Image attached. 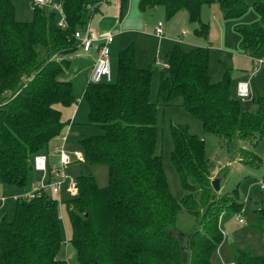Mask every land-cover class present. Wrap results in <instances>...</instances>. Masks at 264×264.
<instances>
[{
  "label": "trees",
  "instance_id": "16d2710c",
  "mask_svg": "<svg viewBox=\"0 0 264 264\" xmlns=\"http://www.w3.org/2000/svg\"><path fill=\"white\" fill-rule=\"evenodd\" d=\"M105 1L62 0L65 26L60 27L55 13L43 7H33L30 20H18L13 1L0 0V179L5 185L23 188L34 156L71 123L63 109L76 105L66 73L69 55L78 49L73 34ZM215 2L225 19L240 17L249 7L248 0H140V8L162 6L168 18L185 10L197 24L195 32L206 38L209 25L200 19L201 7ZM252 4L259 21L235 27L245 52L264 45V0ZM208 51L176 45L166 53L157 89L161 106L180 99L224 146L231 147L235 137L257 142L264 135V97L253 98L254 112L242 111L230 92L231 68L225 66L213 82ZM151 80V68L138 67L129 45L117 54V80L88 82L85 88L89 123L100 133L77 140L81 161L106 165L108 183L101 187L92 174L77 175L74 196L64 201L77 264H212L224 239L223 219L244 210L236 188L230 194L213 192L204 140L172 123L171 160L184 194L177 200L170 193L155 150L159 104L150 99ZM240 154L260 160L244 148ZM196 192L202 195L199 203ZM10 200L12 219L0 215V264H67L58 257L63 243L58 198L41 191L31 199ZM181 209L201 221L187 236L176 227ZM252 212V227L264 239V205ZM231 262L264 264V257L236 246Z\"/></svg>",
  "mask_w": 264,
  "mask_h": 264
},
{
  "label": "rangeland",
  "instance_id": "374dc122",
  "mask_svg": "<svg viewBox=\"0 0 264 264\" xmlns=\"http://www.w3.org/2000/svg\"><path fill=\"white\" fill-rule=\"evenodd\" d=\"M15 4L16 18L18 20H30L32 16L31 0H12ZM62 0H50V3L61 5ZM116 0H109L115 5ZM253 1L248 0L249 7L242 16L225 19L221 14L219 5L215 2L205 4L201 7L200 19L202 23L208 24V35L206 38L199 36L195 29L197 24L189 20L185 10L179 11L173 18H168L162 6L153 8H140V0H126L122 9V22L114 15L110 16L104 10L106 2L102 3L101 10L94 19L97 21L95 30H120L110 46L112 81L117 80V54L119 50L129 45L135 49L136 63L141 68H151L152 80L150 99L158 103L157 109V144L156 153L162 157L164 172L170 193L178 200L183 194L180 177L172 163L171 151L173 149L170 134V124L186 125L190 132L204 140L205 154L210 162V178H221L220 190L217 194L232 193L236 188L237 197L244 203L241 213L230 215L223 219L224 239L211 256L212 264H230L231 250L233 247H246L253 253L264 257V239L262 234L252 227V210L258 205H264V191L260 190L258 180L264 177V135L255 140H242L235 137L231 147L224 146L220 138L207 130L201 121L192 113L185 110L180 99L172 105L161 106L157 97L159 72L163 65L167 64L166 53L179 45L184 51L194 47L208 48L209 52V74L213 82L221 79L225 66L231 68V95L239 102L242 111L254 112L256 106L253 98L264 97V63L251 81V97L242 99L236 95V84L238 81L248 79L251 71V57L264 59V45L259 50L245 52L240 44V35L236 32L237 25L250 24L259 21V16L253 8ZM47 11L58 13L51 7H43ZM111 10V9H110ZM109 10V11H110ZM162 22L165 30V38L159 39L153 35L154 26ZM182 34H184L182 36ZM118 46V47H117ZM117 48V49H116ZM119 48V49H118ZM81 49L70 54V62L67 70V78L72 83V93L76 98V106L72 124L66 135L65 150L69 154L71 163L63 167L68 178L74 179L80 174H92L99 186L108 183V168L104 164L91 165L79 161L76 154L79 151L77 140L87 138L100 133L97 126L89 123V105L84 98V91L88 84V68L90 62ZM248 56H244L245 54ZM250 56V57H249ZM248 57V58H247ZM116 72V74H115ZM65 78V75H64ZM62 140L51 141L45 150L48 167L61 168L59 153L56 148L63 145ZM255 142V145L253 144ZM244 148L255 153L260 160L255 163L252 157H244L240 150ZM58 153V154H57ZM49 170V168H48ZM43 173L32 169L29 173L25 186L21 189L5 185L0 179V215H6L10 220L13 217L15 202L10 200L2 203L3 198L11 196H24L33 191L42 179ZM60 179L57 177V180ZM47 181L48 178L46 179ZM50 196H56L59 200V212L61 217L63 243L58 252V257L65 260L67 264H77L76 251L71 238V225L68 218L64 201L73 197L74 193L68 188L67 181L61 185L58 194L47 190ZM194 199L199 203L202 199L200 192L194 194ZM241 218V221L239 218ZM176 227L185 236L201 227L200 218H196L185 209H181L177 216Z\"/></svg>",
  "mask_w": 264,
  "mask_h": 264
},
{
  "label": "built area",
  "instance_id": "2783aa9c",
  "mask_svg": "<svg viewBox=\"0 0 264 264\" xmlns=\"http://www.w3.org/2000/svg\"><path fill=\"white\" fill-rule=\"evenodd\" d=\"M50 4V0H31V6L33 7H45ZM53 9L58 13L59 20L58 25L60 27L65 26L64 14L60 5H54ZM154 35L157 37H162L164 33V28L162 22H158L154 27ZM74 38L76 40L77 46L83 52H88L91 49L95 50L97 53V57L93 68L89 74L88 82L97 83V82H111L112 81V72H111V63H110V44L114 39V33L111 31H98L90 26V21L87 25L78 31L74 32ZM248 56V54H245ZM250 57V56H249ZM251 71L249 73V77L247 80L238 81L236 84V95L239 98L247 99L251 97L252 85L251 81L255 74L259 71L261 65L264 63V59L251 57ZM166 67V65H163ZM67 131H65L62 135V141L66 140ZM56 151L60 155V164L61 168L56 169L53 172V176L55 177L52 181H47L46 176V157L44 154L40 153L34 156L33 159V167L35 170H39L43 172L42 179L38 185H36L35 189L22 197L26 199H31L32 197L39 195L41 191L50 190L54 194H58L61 190V185L63 182L67 181L68 188L71 192L75 193L76 186L75 180L72 178H68L63 171V167L69 164L70 157L68 153L64 150V147L61 146ZM79 160L83 159V156L80 152H76ZM57 177L60 178L57 180ZM258 185L260 190L264 191V177L258 180ZM18 196H12L11 198L16 199ZM7 198H3L2 202L6 201ZM239 218V216H238ZM241 221V218H239ZM234 264V263H230Z\"/></svg>",
  "mask_w": 264,
  "mask_h": 264
},
{
  "label": "crops",
  "instance_id": "0c3cea01",
  "mask_svg": "<svg viewBox=\"0 0 264 264\" xmlns=\"http://www.w3.org/2000/svg\"><path fill=\"white\" fill-rule=\"evenodd\" d=\"M106 2V7H105V12L107 13V14H109L110 16H115L117 19H119L121 22H122V19H121V15H122V9H123V7H124V2L122 1V0H116L115 1V5L114 6H112V5H108V4H110V2H109V0H107V1H105ZM104 3V2H103ZM54 5H56V4H49V5H47L48 7H51L52 9H53V6ZM47 6H45V7H47ZM101 6H102V4L99 6V9H98V11L94 14V15H96L99 11L102 13V10H101ZM111 9V10H110ZM54 10V9H53ZM110 10V11H109ZM93 15V16H94ZM92 16V18L90 19V26L91 27H93L94 25H95V23L97 22L94 18L95 17H93ZM156 26V25H155ZM154 26V27H155ZM95 27V26H94ZM154 29V28H153ZM98 31H111V32H113L114 33V39H115V37L120 33V30H98ZM152 33H154V30H152ZM165 30H164V33H163V36L162 37H157V36H155V37H157V38H159V39H162V38H165ZM154 35V34H153ZM184 34H182V36H183ZM114 39H113V41H112V43L110 44V46L114 43ZM118 47V46H117ZM111 49V48H110ZM117 49V48H116ZM119 49V48H118ZM112 50V49H111ZM111 50H110V54H111ZM81 54H83V55H85V56H87V58H88V60H89V62H90V66L89 67H87L88 68V79H89V74H90V72H91V70H92V68H93V65H94V63H95V60H96V57H97V53L95 52V50H93V49H91L90 51H88V52H85V53H82L81 52ZM244 56H246V55H244ZM248 58V57H247ZM137 64V63H136ZM141 67V66H140ZM115 74H116V72H115ZM77 109V106L76 105H73L71 108H65V109H63V117H64V119H69V122H71L69 125H67V127H66V130L65 131H67V133H68V130H69V128H70V126H71V124H72V119H73V117H74V113H75V110ZM67 135V134H66ZM57 141V140H62V138H61V135L60 136H57V137H55V138H53V139H51L50 141H49V143H48V147H49V144L51 143V141ZM62 142V141H61ZM66 142V140L64 141V142H62L63 143V147H64V150H65V145H64V143ZM47 147V148H48ZM57 149V148H56ZM56 149H55V153H56ZM66 151V150H65ZM77 152H80L81 154H82V152L79 150V151H77ZM42 154H44L45 155V152L44 153H42ZM58 154V153H57ZM69 155V154H68ZM83 156V155H82ZM45 157H46V155H45ZM59 161H60V155H59ZM79 161H81V160H79ZM69 163H71V160H70V162ZM68 165V164H67ZM48 168H49V170H48ZM35 170V169H34ZM54 170H55V168H52V167H48V164H47V157H46V176H47V178H48V180L49 181H52L55 177L53 176L54 174H53V172H54ZM36 171H39V170H36ZM41 172V171H40ZM41 173H43V172H41ZM212 179V178H211ZM66 182V181H65ZM64 183V182H63ZM35 187H36V185H35ZM35 187H34V189H35ZM33 189V190H34ZM14 196H16V195H14ZM12 197V196H11ZM13 199V198H12ZM232 263V262H231Z\"/></svg>",
  "mask_w": 264,
  "mask_h": 264
},
{
  "label": "water",
  "instance_id": "95a60500",
  "mask_svg": "<svg viewBox=\"0 0 264 264\" xmlns=\"http://www.w3.org/2000/svg\"><path fill=\"white\" fill-rule=\"evenodd\" d=\"M220 181H221V178L219 177L211 180V187L213 188L215 192H219L220 190Z\"/></svg>",
  "mask_w": 264,
  "mask_h": 264
}]
</instances>
